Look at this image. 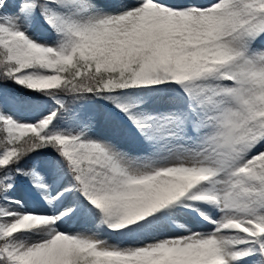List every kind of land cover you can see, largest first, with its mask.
<instances>
[{
	"label": "snow or ice",
	"instance_id": "snow-or-ice-1",
	"mask_svg": "<svg viewBox=\"0 0 264 264\" xmlns=\"http://www.w3.org/2000/svg\"><path fill=\"white\" fill-rule=\"evenodd\" d=\"M0 264H264V0H0Z\"/></svg>",
	"mask_w": 264,
	"mask_h": 264
}]
</instances>
